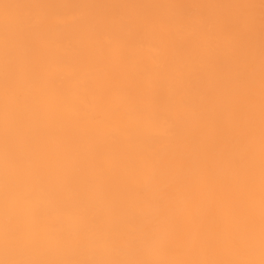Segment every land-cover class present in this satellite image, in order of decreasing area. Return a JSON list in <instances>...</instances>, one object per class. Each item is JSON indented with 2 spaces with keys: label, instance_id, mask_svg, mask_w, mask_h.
Wrapping results in <instances>:
<instances>
[{
  "label": "snow or ice",
  "instance_id": "snow-or-ice-1",
  "mask_svg": "<svg viewBox=\"0 0 264 264\" xmlns=\"http://www.w3.org/2000/svg\"><path fill=\"white\" fill-rule=\"evenodd\" d=\"M0 264H264V0H0Z\"/></svg>",
  "mask_w": 264,
  "mask_h": 264
}]
</instances>
